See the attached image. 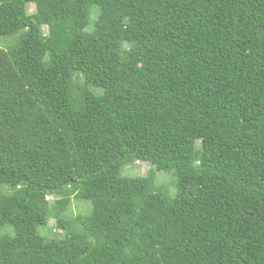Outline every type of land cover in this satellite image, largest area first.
Returning <instances> with one entry per match:
<instances>
[{
    "label": "trees",
    "instance_id": "1",
    "mask_svg": "<svg viewBox=\"0 0 264 264\" xmlns=\"http://www.w3.org/2000/svg\"><path fill=\"white\" fill-rule=\"evenodd\" d=\"M19 31L0 264H264V0H0V35ZM136 161L155 171L123 175ZM173 169L176 195L154 191ZM52 209L60 241L39 231Z\"/></svg>",
    "mask_w": 264,
    "mask_h": 264
},
{
    "label": "rangeland",
    "instance_id": "2",
    "mask_svg": "<svg viewBox=\"0 0 264 264\" xmlns=\"http://www.w3.org/2000/svg\"><path fill=\"white\" fill-rule=\"evenodd\" d=\"M36 9V5L34 3L29 4V11L34 12ZM92 21L95 19V14H92ZM44 32L48 34V26H44ZM23 33V31H19L16 34L13 35H0V47L2 48H8L18 42V39L20 35ZM73 84L77 86V89L80 90L81 87L84 86V78L81 76V74L74 75L73 78ZM92 91L99 92L100 89L94 86H88ZM155 168L152 166L150 162L147 161H136L133 163H130L122 168V174L127 176H147L150 174V171H155ZM177 181L178 178L175 174V170H162V171H156L154 172V175L152 176V179L150 181V186L154 191L162 192L165 195L169 197H174L177 192ZM47 200L51 203V205L54 203L55 196L52 194L47 195ZM80 203L84 206V210L81 211L79 214H86L89 209V203L85 200H78L77 197L72 194L71 196V202L68 206V208L65 209V211H68L75 215L76 212L82 208L80 206ZM80 206V207H79ZM51 217L49 219V222L47 225L42 226L39 231L40 233L46 235L49 239H53L55 241H60L63 239L65 235V229L59 226L58 219L62 215V212H58L56 209L51 210ZM0 233L1 230H0Z\"/></svg>",
    "mask_w": 264,
    "mask_h": 264
}]
</instances>
